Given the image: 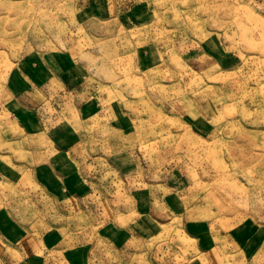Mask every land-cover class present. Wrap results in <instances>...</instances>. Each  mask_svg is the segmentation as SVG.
<instances>
[{
  "label": "rangeland",
  "instance_id": "374dc122",
  "mask_svg": "<svg viewBox=\"0 0 264 264\" xmlns=\"http://www.w3.org/2000/svg\"><path fill=\"white\" fill-rule=\"evenodd\" d=\"M14 68L91 195L1 185L0 264H264V0H0V96Z\"/></svg>",
  "mask_w": 264,
  "mask_h": 264
},
{
  "label": "crops",
  "instance_id": "0c3cea01",
  "mask_svg": "<svg viewBox=\"0 0 264 264\" xmlns=\"http://www.w3.org/2000/svg\"><path fill=\"white\" fill-rule=\"evenodd\" d=\"M33 62L38 64V69L36 71L37 74L41 70L47 72L46 77L53 75V69H51V72L49 70V68H52V65H50L49 67V65H45L44 63L42 64L41 61L36 57ZM20 71L21 69L19 68H14L10 71L12 72L11 77L13 78L12 89H15V94L17 95V97H15L16 95H14V97L12 96L13 91L7 87L6 83L1 87L0 186L4 185L5 188L7 187L6 185L11 186L13 184L19 183L21 185L20 193L22 196L25 195L24 193L27 190V186L24 185L29 184L34 190L38 191L36 193H39L40 197L56 201L57 196L59 195L62 198L61 201L66 205L64 209L66 211H70L71 205L69 203L71 200L75 201L78 199V197L86 200L87 197L91 195V193L89 192L90 190L88 189L87 191V189L85 188L86 190H84L83 196H78V187L76 188L75 185H73V182L79 183L80 181H82L80 179L81 177L78 174L77 176L75 172H79V164L77 163L79 157H82V159H86L83 155V153L85 152V148L82 146L84 137H81L82 139H76L71 146L63 148L60 147V145L64 144L67 146V142L65 143L66 137L62 139L60 134H55L53 132L52 133L55 136L51 135L50 137L48 135V131L51 129V113L45 121V119L41 120V118H37V111L35 110V107H38L39 103L44 101V96L40 97V91H38V89L36 88L33 90L27 88L24 89L26 87L25 82L27 81V78H22V72ZM30 80L31 79L28 78L29 82L32 81ZM56 88L58 89L59 86L56 85ZM24 93H26L28 97H32L28 104L23 102L20 98ZM55 94L56 91L50 92L51 96H54ZM67 99H69V97H67ZM44 104H46V108H44L45 111L51 110V104L49 101H45ZM70 108L75 109L74 105ZM85 111H89L88 108H86ZM75 117L77 120L80 118L78 114L73 113L72 118L75 119ZM73 124H77L75 120H73ZM89 166L90 163L87 162V168L91 169ZM68 176L71 178H69ZM67 179H69L70 186ZM93 183L94 182L90 180L85 184H88V187H90L93 185ZM30 191L31 190L28 189V193ZM9 192H11V190H9ZM7 194L8 193H4L3 190H0V207H5L6 205H8L6 204L7 201H4V199L10 198L9 196H7ZM93 196L95 198H99V196L96 195V190L93 192ZM21 200H23V198H20V202ZM22 203L23 202H21V205H23ZM76 207L72 206L73 209H75ZM75 212L79 216L80 214L85 213V210L83 211L80 207L79 209L74 210V213ZM122 212H118L116 214V217L118 218V221L120 220L124 222L127 220V217H124L127 216V214ZM62 213L63 214H61V212L59 211L58 213L52 215L59 218L60 215L65 216V213ZM69 213L67 214L69 215ZM5 214L6 213L4 212V217L0 216V221L4 220V222H0L3 223V227L7 228L8 226L11 230H20V226L12 225V220L6 217ZM7 237L10 239L12 238L9 233L6 234V237L0 236V244L8 247V250L12 256H16L17 254H19L20 256V253L22 251L11 249L10 245L7 244L9 240L7 239ZM50 241L51 239L49 237L45 238V236L42 235V238L34 241L30 247H33V249L39 251L38 246L46 247L48 244H50ZM254 241L255 238L248 245L253 247ZM231 244L239 251L237 250L236 252H230L227 251L228 249L226 244H222L220 246L218 245V247H215V257H212V261L214 262V264H220L221 258H224L226 256H221V254H219L221 250H225L224 253L229 256L239 254L241 248L235 242H231ZM212 251H214V249H212ZM231 253L235 254L233 255ZM240 256H242L241 260H244L243 258H246L244 253L240 254ZM232 261H234L236 264L240 262L237 261V259H232Z\"/></svg>",
  "mask_w": 264,
  "mask_h": 264
}]
</instances>
